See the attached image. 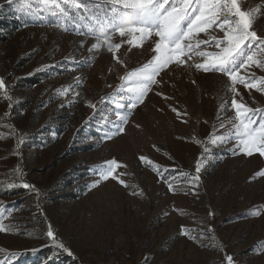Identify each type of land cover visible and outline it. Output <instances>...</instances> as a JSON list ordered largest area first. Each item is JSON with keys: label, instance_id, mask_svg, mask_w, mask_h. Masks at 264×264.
I'll use <instances>...</instances> for the list:
<instances>
[{"label": "rangeland", "instance_id": "rangeland-1", "mask_svg": "<svg viewBox=\"0 0 264 264\" xmlns=\"http://www.w3.org/2000/svg\"><path fill=\"white\" fill-rule=\"evenodd\" d=\"M0 19V264H264V0Z\"/></svg>", "mask_w": 264, "mask_h": 264}, {"label": "trees", "instance_id": "trees-1", "mask_svg": "<svg viewBox=\"0 0 264 264\" xmlns=\"http://www.w3.org/2000/svg\"><path fill=\"white\" fill-rule=\"evenodd\" d=\"M18 24L14 21L13 22H7L6 20L4 19H0V28L2 30H5L6 33H9V34H12L14 33V29H16L18 26Z\"/></svg>", "mask_w": 264, "mask_h": 264}]
</instances>
